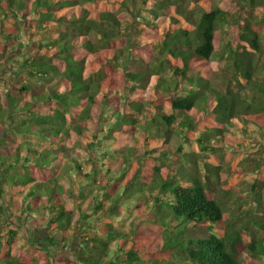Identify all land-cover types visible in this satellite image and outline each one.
I'll return each instance as SVG.
<instances>
[{
    "label": "trees",
    "instance_id": "16d2710c",
    "mask_svg": "<svg viewBox=\"0 0 264 264\" xmlns=\"http://www.w3.org/2000/svg\"><path fill=\"white\" fill-rule=\"evenodd\" d=\"M229 1L0 0V264H50L72 242L74 264H263L264 142L231 169L253 179L242 227L203 157L264 137V0Z\"/></svg>",
    "mask_w": 264,
    "mask_h": 264
},
{
    "label": "rangeland",
    "instance_id": "374dc122",
    "mask_svg": "<svg viewBox=\"0 0 264 264\" xmlns=\"http://www.w3.org/2000/svg\"><path fill=\"white\" fill-rule=\"evenodd\" d=\"M149 4H147V8L146 9H150L154 7V4L156 2V0H148ZM216 6H222L224 9H229L230 8V1L229 0H212V7H216ZM188 7V4H187ZM87 8L90 10H94V11H101V10H106V9H110L109 6L104 5L101 6V4H92V5H87ZM193 9V16L192 18L194 19H198L200 15L197 7L193 4H189V10ZM243 18H247L250 20H258L260 18V11L258 10H251V9H244L242 11H240L239 13ZM130 19H128V23L130 24L131 21H129ZM181 20V19H180ZM181 24L177 23L178 26L182 25L184 26V28H187L189 30L193 29V26L190 25L188 22L181 20L180 21ZM163 25H166V21H164L162 23ZM140 28L141 32H143L145 30L144 27H138ZM229 30H232V28L230 27ZM150 34H155V31H151ZM234 34V33H233ZM226 38V37H225ZM150 40H152V38H150ZM149 41V40H148ZM10 46L13 45V43L9 44ZM218 54H216L213 58H212V69L214 72L213 75V79L217 80L216 82V86H218V89L221 91H224L226 88V84L224 83V80L228 79L231 74H232V68L228 65V63H220L218 62ZM231 130V129H230ZM231 132V131H230ZM244 138H242L241 136H237V134L235 135H231L228 136L227 139H225V143H227V145L230 147V149L232 148V152L234 153L233 150V146H241L243 149V152L240 153V156H231V153H220V157H216V155L214 153L208 152V153H203V157H205L207 160H210L211 162H213V164H217L219 163L222 167L221 169V173L219 175V177H214V183H215V192H216V198L217 200H219V202L221 203L222 206H224L225 204L229 205L230 202H234L235 205H232L229 207L228 210H225L226 212V225L227 226H231V225H237L238 227H242L244 225V223H246L250 217H252L253 215H246V210L249 206H251V204L257 205V203H255L254 201L251 200V198H249V191L251 190V183H252V177L249 175H243V174H238L235 173L234 175H231L232 172V168H236L238 166V164L242 161V156L245 155L246 153H250L251 151H256L259 147H262V142H264V137L260 136L259 138H255L250 137L248 138V140H243ZM231 141V142H230ZM242 144V145H240ZM214 145L218 146V142L216 141L214 143ZM177 142L174 141L170 144L171 149L175 150L177 147ZM193 149L196 150L195 145L192 146ZM168 149V148H167ZM172 150V151H173ZM218 150V148L216 149ZM192 155L189 156L190 159H193L194 157H198L200 156L198 154L197 151H192ZM205 155V156H204ZM198 159V158H197ZM199 160V159H198ZM199 167H195L198 169L202 168V162H198ZM113 168H112V173L117 174L118 172V166L114 163L112 164ZM215 165H213L214 167ZM215 168V167H214ZM111 176V175H110ZM228 186H233L236 188V191L232 190L230 191V195L231 197L229 198L228 201H225L224 195H225V190L224 188L228 187ZM224 208V207H223ZM261 212L259 214H256L255 216L261 220V222H264V200L262 202V206L259 209ZM34 225V223H32ZM79 227H81V223H78ZM39 227V226H38ZM83 228V227H82ZM31 229V228H30ZM24 232V231H23ZM5 234V232H4ZM3 234V236H4ZM76 234H80V229L78 231H75V235ZM207 234V231L205 233V235ZM264 232H258L257 237H259L260 235H263ZM1 238V237H0ZM28 237H26L25 235H19L18 236V241L15 244V248H17L18 252L16 253V256L19 260L23 261V258H21V255L23 252H31L30 250V243H29V239H27ZM5 239V236H4ZM63 239V238H61ZM36 241H41V239H37ZM61 244H63L61 242ZM73 242L69 243L67 246L64 247V245H61L62 250H57V247H51L50 248V252L51 255L48 257L50 264H74V253L72 252L73 250ZM27 246V248H26ZM72 250V251H71ZM63 251V252H61ZM46 255V254H44ZM264 264V260L261 261ZM48 262L46 260L43 259V257L40 260L39 264H47ZM30 264H33V262H31Z\"/></svg>",
    "mask_w": 264,
    "mask_h": 264
},
{
    "label": "crops",
    "instance_id": "0c3cea01",
    "mask_svg": "<svg viewBox=\"0 0 264 264\" xmlns=\"http://www.w3.org/2000/svg\"><path fill=\"white\" fill-rule=\"evenodd\" d=\"M166 112L168 113L169 112V108L166 107Z\"/></svg>",
    "mask_w": 264,
    "mask_h": 264
}]
</instances>
